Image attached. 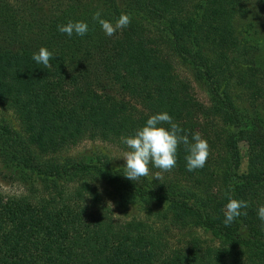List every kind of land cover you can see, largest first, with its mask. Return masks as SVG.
Here are the masks:
<instances>
[{
  "label": "trees",
  "instance_id": "obj_1",
  "mask_svg": "<svg viewBox=\"0 0 264 264\" xmlns=\"http://www.w3.org/2000/svg\"><path fill=\"white\" fill-rule=\"evenodd\" d=\"M245 1L91 0L96 3L84 8L83 0H0V102L18 114L31 144L54 152L88 136L127 151L122 137L167 112L190 141L202 134L207 162L220 167L211 172L206 162L188 171L181 144L174 178L135 182L124 166L107 161H38L0 120L1 159L39 179L29 193H0V264H264V222L257 215L264 204V59L230 55L264 48V0H251L250 17ZM98 10L112 23L121 13L131 22L107 36L92 19ZM152 19L162 21L169 36L163 40L206 84L210 105L199 103L189 82L174 73L170 54L153 44L141 24ZM69 20L86 22L87 33H61L58 25ZM42 46L53 53L49 67L32 59ZM231 78L245 90L239 103L229 92ZM214 121L221 127L210 126ZM240 141L247 143L245 172L238 171ZM86 175L114 187L123 205L152 200L175 222L209 232L210 245L193 238L171 248L147 224L116 219ZM209 175L219 180L215 191ZM229 186L248 207L225 226Z\"/></svg>",
  "mask_w": 264,
  "mask_h": 264
},
{
  "label": "rangeland",
  "instance_id": "obj_2",
  "mask_svg": "<svg viewBox=\"0 0 264 264\" xmlns=\"http://www.w3.org/2000/svg\"><path fill=\"white\" fill-rule=\"evenodd\" d=\"M90 1L91 0H83L82 6H85L84 8H86L89 5ZM123 1L125 0H121V2ZM245 2V4H247L246 6L248 7L247 15L250 17L248 13L250 11L249 4H251V0H247ZM95 3L96 2H94L93 4ZM43 5L45 9L48 8V4L43 3ZM251 17L259 18L258 14L257 16L255 15ZM141 24H143V28L147 29L146 32H148L149 30L148 34H150L151 37L155 38L156 41L153 44L163 48L165 55L170 54L169 56L172 60L174 73L179 78H183L187 82H189L192 93L194 94L195 98L198 99L199 103H203L204 105H210V94L206 84L195 77L189 65L184 63L181 60V57L174 54L171 51L169 44H166V40H163L162 37L163 35H166V33H164L165 28L162 21L159 19H152L149 21H143ZM260 47H262V44H260L256 48H250L249 50H247L245 55L240 52H233L230 53V55L234 59L240 60L245 59L247 53H250L251 59H259L260 61H263L264 48L261 49ZM246 65L247 64H243L240 66L242 67V69H245L248 67ZM236 69L238 70V68H230V71H233V75H235L234 72ZM226 74L227 72L224 75ZM231 80L232 84L229 87L230 95L235 99L237 103H239L245 90L242 86L235 84L234 78H231ZM260 107L261 106L258 107L259 110L261 109ZM0 120L7 122L10 127L15 131V134L24 139L29 144L30 148L32 149V152L36 156V160L38 161L51 162L52 160H54L57 162H62L66 158H92L98 161H107L110 165L125 166L126 161L122 158V155L126 150L120 147L119 144L113 142L112 140L108 141L98 137L84 136L76 142L63 145L62 147H59L58 150L52 152L49 150H41L40 148L35 147V145L31 144L29 142V137L28 133L26 132L25 125L19 118L18 114L12 107L2 102H0ZM215 125L220 126L221 123L217 121L215 124L214 121V123H212V125L210 126L215 127ZM238 145L241 154V160L238 171L245 172L247 170V143L245 141H240ZM17 150H19V148ZM207 164L209 165V167H211V172H218L220 170L218 164H213V162L210 161H208ZM19 168L20 165L7 164L1 159L0 156V193H2L3 195H17L21 192H28L29 189H31L30 187L32 185H39V179L36 175L32 173L30 174L27 171H25L24 174H21L18 172ZM157 173H160L159 179L156 178ZM86 177L88 178V182L91 183L93 187L97 188L102 199L100 201L104 203L105 206L109 207V209H111L116 219L121 221L136 219L142 222L144 225L147 224L148 227L151 228L155 233L160 235L164 241L169 243V245H171V248L182 244L189 245L188 242L191 241L193 238H198V245L201 247H207L208 245H210L213 237L209 232L204 231L198 226H186L182 225L181 223L175 222V220H173L174 218L171 217L170 212H168L159 204L154 203V201L151 200L143 203H132L128 205H123L122 199L117 196V192L114 187L107 184L101 178L91 179L88 175H86ZM147 177L158 180L163 178H174L172 170L168 172H161V170L157 168L150 169L149 175ZM204 178L206 180L210 178L209 183L213 185V191L218 188L219 180H217V178H211L210 175ZM62 185H64L65 187H69V189L72 187L71 182H69L68 184L62 182ZM69 191L70 190L67 191V194H69ZM241 231L244 235V230L241 229ZM214 241L216 242V240Z\"/></svg>",
  "mask_w": 264,
  "mask_h": 264
},
{
  "label": "clouds",
  "instance_id": "obj_3",
  "mask_svg": "<svg viewBox=\"0 0 264 264\" xmlns=\"http://www.w3.org/2000/svg\"><path fill=\"white\" fill-rule=\"evenodd\" d=\"M92 19L98 22L107 36H112L118 29L126 28L131 18L126 13H121L115 23L102 18L100 10L93 14ZM58 30L68 36L73 33L84 36L88 31V24L84 21L69 20L66 24L58 25ZM53 53L46 47H40L34 52L32 59L38 64L49 67V61ZM69 70V69H68ZM169 125L170 127H165ZM234 130V129H233ZM183 129L173 121L167 112L151 115L145 125L135 129L134 133L122 137V142L127 146V151L122 155L126 161L124 176L132 181H139L149 175V165L160 169L161 172L171 171L177 163V150L183 144L187 155L185 156L188 171L201 169L205 166L209 156V144L202 134L196 132L191 141L187 135H183ZM160 173L156 174L159 179ZM227 203L224 207V224L230 225L236 218L241 216V209L247 208L248 203L234 198V189L229 186L225 192ZM247 215V213H243ZM258 218L264 222V204L258 207Z\"/></svg>",
  "mask_w": 264,
  "mask_h": 264
}]
</instances>
